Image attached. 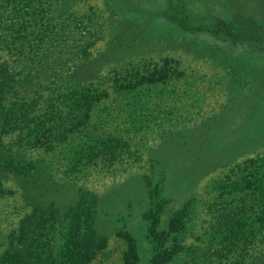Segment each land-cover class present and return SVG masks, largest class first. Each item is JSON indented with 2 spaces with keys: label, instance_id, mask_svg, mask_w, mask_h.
Segmentation results:
<instances>
[{
  "label": "rangeland",
  "instance_id": "1",
  "mask_svg": "<svg viewBox=\"0 0 264 264\" xmlns=\"http://www.w3.org/2000/svg\"><path fill=\"white\" fill-rule=\"evenodd\" d=\"M35 5H44L46 17L68 20L66 41H72L64 43L68 46L76 45L84 34L72 20L83 23L87 15L98 16L92 17L98 24L87 22L89 59L83 67L72 69L76 79L86 71L90 76L85 78L103 80V88H108L124 72L142 66L148 72H160L164 79L155 87H133L137 99L148 103L142 112L148 115L149 130L144 144L130 146L126 162L122 156L121 163L115 161L109 169L73 177L66 162L70 148L64 147L61 164L53 163L49 169L53 179L45 174L46 178L32 179L0 173V264L6 251L20 248L14 237L33 205L52 202L60 217L76 200L79 188L96 199L92 230L105 242L89 264H120L125 248L120 234L127 231L135 236L142 255L145 226L141 216L148 207L145 181L153 184L158 174L166 175L167 202L159 214L160 227H166L184 201L204 199L210 179L239 162L263 156L264 49L257 44L264 43V0H41L30 5L31 12ZM102 21L107 25L98 28ZM181 22L192 32L179 29ZM217 23L226 25L217 36L201 32V26L216 31ZM23 152L13 149L9 155L41 165L36 153ZM202 219L206 225V215L192 216L189 230L202 226ZM53 241L51 249L56 246L57 240L54 245ZM244 264H264V255Z\"/></svg>",
  "mask_w": 264,
  "mask_h": 264
},
{
  "label": "trees",
  "instance_id": "2",
  "mask_svg": "<svg viewBox=\"0 0 264 264\" xmlns=\"http://www.w3.org/2000/svg\"><path fill=\"white\" fill-rule=\"evenodd\" d=\"M33 3L41 0H0V173L53 179L49 169L53 163L61 164L59 155L64 147L70 148L66 162L73 177L109 169L115 161L121 163L122 156L126 162L130 146L144 144L149 130L148 115L142 112L148 103L137 99L133 87H155L164 79L163 74L148 72V67L142 66L138 71L124 72L108 88H103V80L85 78L90 76L86 71L78 73L81 79H76L73 70L89 59L86 48L91 46V28L87 22H97L92 20L95 14L85 16L83 23L72 20L84 30L79 40L83 44L77 41L64 48V43H72L66 41L68 20L57 22L51 14L46 17L44 5H35L31 12ZM38 9L42 13H35ZM107 23L102 21L98 28ZM201 27V32L217 36L226 25L217 23L214 32L209 26ZM178 28L189 30L184 22ZM257 45L264 49V43ZM112 122L111 128L104 127ZM13 149L36 153L41 165L12 159L9 153ZM156 177L153 184L145 181L148 207L141 216L145 226L143 254L135 236L122 233L125 248L120 264H244L264 255V154L210 179L204 199H199L200 203L195 197L184 201L166 227L159 224V214L167 202L166 175ZM76 197L60 217L52 202L33 205L14 237L20 248L6 251L1 264L91 263L105 246L104 239L92 230L96 199L82 188ZM199 215H206L207 224L202 219V226L189 230L191 217ZM52 241L56 246L51 249Z\"/></svg>",
  "mask_w": 264,
  "mask_h": 264
}]
</instances>
